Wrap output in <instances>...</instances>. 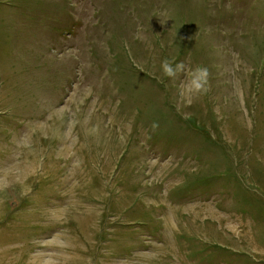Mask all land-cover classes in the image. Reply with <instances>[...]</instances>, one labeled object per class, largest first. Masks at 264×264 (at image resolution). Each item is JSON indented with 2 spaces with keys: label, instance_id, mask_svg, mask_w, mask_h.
<instances>
[{
  "label": "rangeland",
  "instance_id": "1",
  "mask_svg": "<svg viewBox=\"0 0 264 264\" xmlns=\"http://www.w3.org/2000/svg\"><path fill=\"white\" fill-rule=\"evenodd\" d=\"M0 264H264V0H0Z\"/></svg>",
  "mask_w": 264,
  "mask_h": 264
},
{
  "label": "clouds",
  "instance_id": "2",
  "mask_svg": "<svg viewBox=\"0 0 264 264\" xmlns=\"http://www.w3.org/2000/svg\"><path fill=\"white\" fill-rule=\"evenodd\" d=\"M183 66L182 65H177L176 69L174 70L172 65L168 61H164L162 63V70L164 74L167 76L171 77L175 75V72L181 69ZM192 79L190 81V88L199 90L202 85L205 83V79L207 76V69L197 67L193 72H192Z\"/></svg>",
  "mask_w": 264,
  "mask_h": 264
}]
</instances>
